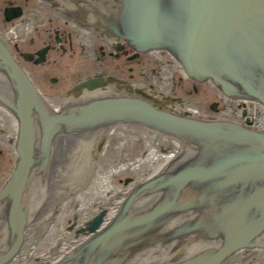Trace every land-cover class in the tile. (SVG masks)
Masks as SVG:
<instances>
[{
  "label": "water",
  "instance_id": "1",
  "mask_svg": "<svg viewBox=\"0 0 264 264\" xmlns=\"http://www.w3.org/2000/svg\"><path fill=\"white\" fill-rule=\"evenodd\" d=\"M81 24L162 46L195 78L264 102V0H43ZM0 105L20 120L19 156L0 191V264L15 248L25 176L65 130L138 122L184 143L160 174L132 189L99 233L59 264H215L233 247L264 245V134L240 124L164 112L100 78L80 80L54 110L0 33Z\"/></svg>",
  "mask_w": 264,
  "mask_h": 264
},
{
  "label": "bare ground",
  "instance_id": "2",
  "mask_svg": "<svg viewBox=\"0 0 264 264\" xmlns=\"http://www.w3.org/2000/svg\"><path fill=\"white\" fill-rule=\"evenodd\" d=\"M10 2L13 4V0H0V33L23 73L54 110L60 109L64 94L71 86L80 80L100 78L116 89L138 94L164 112L231 121L264 134L263 101L233 97L211 75L203 79L190 76L166 47L133 48L124 34L76 22L43 0H17L19 5ZM50 25L56 28V34L49 40L44 33ZM104 53L105 56L101 55ZM108 54L110 59L102 62L103 66L95 61L108 58ZM58 62L62 64L60 68ZM47 80L59 82L55 85L60 86L56 87V93L45 88ZM69 80H72L70 85L66 83ZM129 125L136 128L131 130L133 137L137 138L139 133L150 143L143 156L150 163V173L138 179L125 178L124 190L109 188L107 197L89 204L82 221L76 225V234H65L67 236L56 241L48 251L40 252L42 238L48 234L35 232L32 216L41 207L43 214L50 210L56 217V205L68 194L77 196V188L90 180L97 152L89 146L97 137L104 142L105 138L118 136L117 128ZM19 134V118L0 105V167L5 164L0 169V175L5 177L0 181V191L16 167ZM183 148V142L132 121L107 123L100 130H65L52 134L25 176L19 238L1 264H30L37 260V252L49 258L40 259V264H59L71 250L107 226L132 189L160 174ZM70 161L74 162L70 169H62ZM58 167L61 170L58 171ZM240 256L241 264H264V245L233 247L215 264H224Z\"/></svg>",
  "mask_w": 264,
  "mask_h": 264
},
{
  "label": "rangeland",
  "instance_id": "3",
  "mask_svg": "<svg viewBox=\"0 0 264 264\" xmlns=\"http://www.w3.org/2000/svg\"><path fill=\"white\" fill-rule=\"evenodd\" d=\"M68 84V83H67ZM69 83L68 85H70ZM60 86H53L52 94L57 92V88ZM54 98V97H53ZM53 100V99H52ZM55 102V101H54ZM58 102H55V105ZM7 128H10L8 121L6 122ZM118 129V136L105 138V141H99L98 137L89 146L94 152H97L94 164L93 172L90 174V180L88 179L86 184H81L78 187V195L65 196L58 205L54 214L57 213L56 217L52 215V212L48 210V214L41 212V207L38 208L37 212L32 216L33 228L37 234H48L45 238H42V246L40 252L48 251L49 248L54 246L56 241H60L64 238L65 234H76V225L82 221L83 214L87 210L90 203L99 201L103 196L107 197L110 194L109 188H115L124 190V179L129 177L141 178L150 173V163L148 160L143 159V156L147 154L150 146L147 137H142L139 133L136 134L137 138L132 136L131 130H135L132 126H121ZM11 132V130H10ZM70 164L64 165L62 169L69 170L72 166ZM4 168L5 164H2ZM1 166V164H0ZM61 166V164H60ZM124 166V167H123ZM61 170L58 167V171ZM5 177L0 175V181L2 182ZM111 186V187H109ZM89 195V196H88ZM86 207V208H85ZM58 210V211H57ZM51 212V213H50ZM76 213V214H75ZM80 213V214H79ZM80 215V217H79ZM32 226V224H31ZM67 236V235H65ZM60 239V240H59ZM39 255V252H37ZM37 255V260L30 264H40L42 260L49 259L40 253V257ZM56 255H50L53 258ZM231 258L224 264H241L242 259ZM29 263V262H28Z\"/></svg>",
  "mask_w": 264,
  "mask_h": 264
},
{
  "label": "flooded vegetation",
  "instance_id": "4",
  "mask_svg": "<svg viewBox=\"0 0 264 264\" xmlns=\"http://www.w3.org/2000/svg\"><path fill=\"white\" fill-rule=\"evenodd\" d=\"M17 2V0H13V4H15V5H19V3H16ZM11 3V2H10ZM12 4V3H11ZM12 4V5H13ZM49 30V31H48ZM62 31H64L63 29H62ZM47 32H49V33H47ZM47 32L46 33H44L45 35H46V37L47 38H49V40L56 34L55 32H56V28L54 27V26H52V25H50L48 28H47ZM49 34V35H48ZM58 38H57V36L55 37V40H57ZM60 42V41H59ZM72 45V44H71ZM73 46H74V42H73ZM129 51V50H128ZM61 52H65V51H61ZM130 52V51H129ZM101 55H103V56H105V53L104 54H101ZM101 58V57H100ZM103 60H101V59H96L95 61L99 64H101L102 66L104 65L102 62H108L109 61V59H110V57H109V54H108V58H102ZM62 66V64H60L59 62H58V67L60 68ZM64 70H66V68H63ZM49 71V70H48ZM99 72V71H98ZM102 72H104V73H109V72H107V70H102ZM62 73H66V72H62ZM51 79V78H50ZM72 80H69V81H67L66 83H70ZM57 84H59V82H57V81H52V80H47L46 81V83L44 84L45 85V88H50L51 90H52V88H53V86L54 85H57Z\"/></svg>",
  "mask_w": 264,
  "mask_h": 264
}]
</instances>
